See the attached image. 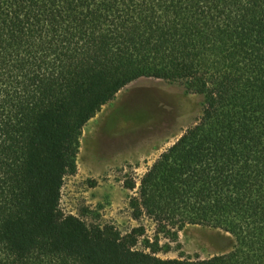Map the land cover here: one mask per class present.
Listing matches in <instances>:
<instances>
[{
	"label": "trees",
	"instance_id": "1",
	"mask_svg": "<svg viewBox=\"0 0 264 264\" xmlns=\"http://www.w3.org/2000/svg\"><path fill=\"white\" fill-rule=\"evenodd\" d=\"M142 78L203 97L138 185L125 182L152 241L60 208L83 127ZM187 225L234 245L158 256L160 236ZM0 264H264V0H0Z\"/></svg>",
	"mask_w": 264,
	"mask_h": 264
},
{
	"label": "rangeland",
	"instance_id": "2",
	"mask_svg": "<svg viewBox=\"0 0 264 264\" xmlns=\"http://www.w3.org/2000/svg\"><path fill=\"white\" fill-rule=\"evenodd\" d=\"M202 102L201 95L187 93L181 83L152 78L117 92L82 129L76 172L63 180L61 210L88 226L112 225L122 234L143 226V237L152 241L155 226L148 218H132L128 201L136 188L127 189L125 182L138 185L158 155L200 115ZM159 242L170 245L169 251L158 253L162 258L179 253L205 258L229 251L234 238L220 229L187 225L176 241L160 236Z\"/></svg>",
	"mask_w": 264,
	"mask_h": 264
},
{
	"label": "bare ground",
	"instance_id": "3",
	"mask_svg": "<svg viewBox=\"0 0 264 264\" xmlns=\"http://www.w3.org/2000/svg\"><path fill=\"white\" fill-rule=\"evenodd\" d=\"M96 139V138H95Z\"/></svg>",
	"mask_w": 264,
	"mask_h": 264
}]
</instances>
